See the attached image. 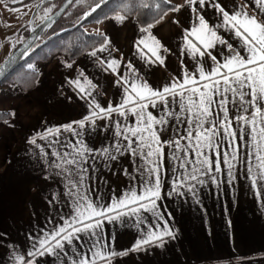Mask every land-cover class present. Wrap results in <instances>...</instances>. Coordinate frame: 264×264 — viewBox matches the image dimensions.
<instances>
[{
  "label": "snow or ice",
  "instance_id": "1",
  "mask_svg": "<svg viewBox=\"0 0 264 264\" xmlns=\"http://www.w3.org/2000/svg\"><path fill=\"white\" fill-rule=\"evenodd\" d=\"M81 3L82 13L71 23L84 37V48L71 40L59 45L57 52L69 53L57 59L66 74L49 96L53 106L79 105L78 118L42 122L40 130L23 138L26 162L39 168L49 189L57 184L62 191L44 197V225L37 224L35 231L30 225L23 244H3L7 234L0 235V264H123L118 258L154 254L180 233L163 201L191 199L202 207L205 191L234 193L244 182L264 212V0H248L255 5L251 12L237 0H77ZM77 5L50 3L38 22L25 26L27 35L13 37V48L19 45L22 63L32 73L28 92L43 82L36 63L28 61L67 33L63 27L57 32L54 18L71 15L69 7ZM165 9L178 26L179 13L187 11L192 19L178 33L180 70L150 82L143 67L163 66L171 51L153 34ZM92 19L104 30L83 29ZM133 21L139 35L132 46L143 61L140 67L125 62L108 33L115 22ZM78 52L91 57L116 90L112 99L101 102L98 83L79 67V59H71ZM0 73L8 74L7 63ZM13 87L19 85L13 82ZM98 165L110 171L115 166L127 177L122 192L91 189ZM129 222L139 235L118 250L107 226Z\"/></svg>",
  "mask_w": 264,
  "mask_h": 264
},
{
  "label": "crops",
  "instance_id": "2",
  "mask_svg": "<svg viewBox=\"0 0 264 264\" xmlns=\"http://www.w3.org/2000/svg\"><path fill=\"white\" fill-rule=\"evenodd\" d=\"M170 2L183 4L184 0ZM237 3H247L249 12L255 7L254 3H248V0H237ZM209 15L211 16V12ZM175 18L179 19L180 26L189 25L192 19L187 11L179 13ZM172 19L173 14L169 11L164 15V19L154 26L153 34L171 51L165 54L163 66L157 64L151 68L143 67L142 70L148 73L150 82L170 79L180 70L181 57L177 42L181 27L173 23ZM93 23L95 28L92 32L104 30L105 25L97 24L96 21ZM136 27L135 21L126 25L115 22L114 25L108 26V33L113 46L123 53L125 62L132 60L140 67L143 61L132 46L139 35ZM78 59L79 67L85 69L102 90L101 102L112 99L116 90L109 86L105 75L93 66L92 58L82 55ZM56 64L57 62L50 63L47 68L41 69L43 82L39 90L31 92L27 89L20 90L21 94L25 92L29 95L26 100L29 99L27 105L30 107L24 115H15L0 121V145L2 146L6 138L11 141L8 158L0 160V235L7 234L2 241L3 244L10 242L23 244L30 225L33 231L37 224L44 225L47 214L44 197L48 196L50 191H62V186L57 184H53L49 189L43 183L39 168L27 163L23 157V138L26 133L40 130L42 122H66L68 119H76L81 110L77 104L53 106L49 103L50 93L60 86L62 74H66V69ZM6 87L13 96L15 95L16 103L17 95L20 94L13 92V87ZM5 102L1 104L0 110L17 113L15 107H7ZM3 128L11 130L9 135L2 133ZM115 168L112 167V172ZM106 169L109 168L98 165V171ZM113 179L111 176L109 182L91 181V189L95 190L99 186L102 191L100 192L105 195H110L111 191L122 192L128 181ZM237 187L238 192L235 194L225 191L217 195L214 191L212 193L205 191L202 194L203 206L196 205L189 199L184 204L183 213H180L182 209L177 207L180 204L177 205L175 201L171 203L163 201L162 203L167 204L168 209L174 213L175 227L179 228L178 222L182 220L183 215V241L182 234L179 233L177 241L170 242L165 249H156L154 254L150 250L148 254L142 253L139 256L132 254L130 257L118 259L123 264H177L178 261L179 264H264V212H261L259 203L253 201L250 193L243 191L241 198L240 191L243 188L238 185ZM64 211H67V208ZM229 220L231 225L228 223ZM106 230L110 234V242L111 236H115L114 244L118 250L129 246V242L139 235L131 222L124 225L119 223L115 226L108 225ZM3 255L4 248L0 247V258H3Z\"/></svg>",
  "mask_w": 264,
  "mask_h": 264
},
{
  "label": "rangeland",
  "instance_id": "3",
  "mask_svg": "<svg viewBox=\"0 0 264 264\" xmlns=\"http://www.w3.org/2000/svg\"><path fill=\"white\" fill-rule=\"evenodd\" d=\"M27 0H0V64L7 58V56H9V54L12 52L13 48V44H14V39L13 37H16L18 34H24L26 35L28 32V28L25 27L29 21L32 20V16L33 13L36 9V3L34 2H26ZM49 5H44L42 8H39V11H37L36 16L33 19V22L36 23L39 21V16L42 15L43 13V8L44 7H48ZM15 9V11H14ZM95 22L90 21L87 22L84 25L85 30H87L88 32H92V30H94L95 28ZM57 59H63L60 55H56L52 58H42V57H34L31 61H28L29 63H36V66L39 68V70L41 71V69L47 68V66L52 63H56ZM57 66V64H56ZM27 68V65H25L24 67H22L21 70H19L18 72H16L15 75H13L12 78L15 79V76L19 77V76H28L27 73H24V70ZM12 79V81L14 80ZM20 79H17L15 81L18 82ZM11 81V82H12ZM19 83V82H18ZM5 86V87H4ZM12 87L13 85H9V83H2L0 85V107L1 104L3 102H5V105H7V107L12 106V108L16 109L17 113L16 115H24V112L28 110V108L30 106L27 105V102L29 101L26 100V97L29 98V95L25 94V92H23L22 95L20 93V90L23 91L24 88L23 87H17V88H12V91L15 93H18L20 95L18 96L17 102L15 103V95L13 96L12 92L6 87ZM10 100V103H9ZM32 107V106H31ZM13 109V110H14ZM0 112H8L9 115L8 117H11L10 113L11 111L9 110H0ZM11 132V130H9V128L2 129V133L3 134H8ZM2 146L0 145V160H5L8 158L9 154H10V148H11V141H9L7 138L4 142H2ZM116 173V174H113ZM111 176L114 177L113 180H117V181H123L126 182L128 181L126 176H123L119 171H117V169H114V172H112V170L110 171L109 169L103 170V171H97V175L92 179V182H109L111 180ZM238 186H241L243 189L240 191L241 193V198L243 197V191H245L246 193H250V195L253 198L254 202L256 201L254 192L252 190H250V188L247 186V183H240L238 184ZM96 190V189H95ZM93 190V191H95ZM100 190V189H99ZM101 191V190H100ZM102 192V191H101ZM229 193L235 194L236 192H238V187H236L235 192H230L227 191ZM246 197H248L246 195ZM231 198V196H230ZM175 201V203L180 204L179 209H182L181 211H179L180 213H183V209H184V204L186 202L184 201H177V200H173ZM172 201V202H173ZM258 203V202H257ZM178 212V211H177ZM179 213V214H180ZM253 213V212H251ZM182 220H180L178 222L179 225V229H180V233L182 234V241H183V237H184V219H183V215L181 216Z\"/></svg>",
  "mask_w": 264,
  "mask_h": 264
},
{
  "label": "trees",
  "instance_id": "4",
  "mask_svg": "<svg viewBox=\"0 0 264 264\" xmlns=\"http://www.w3.org/2000/svg\"><path fill=\"white\" fill-rule=\"evenodd\" d=\"M41 0H27L26 2L29 3V2H34V3H38L40 2ZM63 0H49L47 1L45 4L49 5L50 3L51 4H56L57 6H59L61 4ZM86 3H90L91 0H85ZM115 2V0H114ZM172 3V2H171ZM173 4V3H172ZM72 5H77V0H75ZM84 8V4L81 3L80 5H77L76 7H69L68 11L69 13H71V15H68V16H65V15H62L61 18L55 23V27H56V30L57 32L59 31L60 27H63V28H68V27H71L72 26V23L71 22H74L77 17L79 15H81L82 13V10ZM169 12L167 9H165V13ZM162 15H165L164 13H162ZM96 21L95 19H92V20H89L88 22L90 21ZM157 20H159V17H157ZM86 23L83 24V29L84 28V25ZM88 32V31H87ZM89 33H94V32H89ZM49 35H51V33H48ZM78 37H79V40H78ZM84 37H80V33L78 31H74V30H68L66 34H60L57 38H54L51 40L50 43H48L46 46L42 47L40 49V51H38L35 56H33L31 58V60L34 58V57H42V58H52L56 55H60L63 59L69 55L68 52H66L64 49H59V52H57V48L59 47V45H61L62 43L64 42H67L69 40L73 41L74 43L77 44V46L83 50L84 48V45L80 43V40H83ZM90 44L92 43L91 40L88 41ZM81 53H77V55H73L71 56V59L72 60H77L79 57H81ZM29 60V61H31ZM25 65L22 64L20 65L18 68L15 69V71H12L11 73H9L3 80L2 83H9V85H13V82H15L17 79H20L18 82H16V84L19 85V87H23L24 89H27L28 88V82L32 79V73H30L29 71H27V68L24 70V73H27L28 76H15V79L12 78L13 75L16 74V72H18L19 70L22 69V67H24ZM12 79H14L12 81ZM12 81V82H11ZM13 87V86H12ZM8 115L9 113L8 112H0V121L1 120H5L8 118Z\"/></svg>",
  "mask_w": 264,
  "mask_h": 264
},
{
  "label": "water",
  "instance_id": "5",
  "mask_svg": "<svg viewBox=\"0 0 264 264\" xmlns=\"http://www.w3.org/2000/svg\"><path fill=\"white\" fill-rule=\"evenodd\" d=\"M47 1H49V0H44V3L47 2ZM74 1H75V0H70L71 5H72V3H73ZM44 3H43V4H44ZM65 3H66V0H63V2L60 4V7L65 6ZM37 5H41V1H40ZM57 10H59V8H58ZM36 13H37V6H36V9H35V11H34V13H33L32 20H31V21H33L34 17L36 16ZM62 15H63V14H62ZM62 15H60V16L54 18L55 23L61 18ZM66 29H68V30H73L72 26H71V27H68V28H66ZM58 32H59V31H58ZM37 35H39V33H37ZM10 55H12V56L14 57L12 61H8V57H9V56H8V57H7V58H6V59L0 64V65H5L6 63L8 64V74L12 72V69H16V68H18V67L22 64L23 60L25 59L24 57H22V56L19 55V46H18V47H17V48H16V49H15ZM8 74H7V75H8ZM7 75H5L4 73H0V85L2 84L4 78H5Z\"/></svg>",
  "mask_w": 264,
  "mask_h": 264
},
{
  "label": "flooded vegetation",
  "instance_id": "6",
  "mask_svg": "<svg viewBox=\"0 0 264 264\" xmlns=\"http://www.w3.org/2000/svg\"><path fill=\"white\" fill-rule=\"evenodd\" d=\"M62 2H63V1H62ZM62 2H61V3H62ZM38 3H39V2H38ZM38 3H37V4H38ZM45 3H46V2H45ZM45 3H44L40 8H42L44 5H46ZM37 4H36V5H37ZM59 6H60V5H59ZM28 31H29V30H28ZM27 34H28V32H27ZM27 34H26V35H27ZM18 46H19V45H17L16 48H17ZM16 48H15V49H16ZM15 49H13L12 52H13ZM12 52H11V53H12ZM11 53H10V54H11ZM10 54H9V55H10ZM7 57H8V56H7ZM22 64H23V63H22ZM22 64H21V65H22Z\"/></svg>",
  "mask_w": 264,
  "mask_h": 264
}]
</instances>
